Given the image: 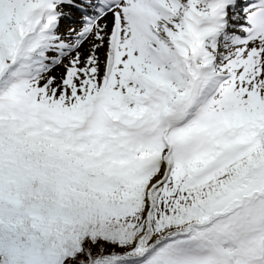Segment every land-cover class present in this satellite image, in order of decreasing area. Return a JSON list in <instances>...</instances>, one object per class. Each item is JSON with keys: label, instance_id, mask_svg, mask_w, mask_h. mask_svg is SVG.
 Wrapping results in <instances>:
<instances>
[{"label": "snow or ice", "instance_id": "1", "mask_svg": "<svg viewBox=\"0 0 264 264\" xmlns=\"http://www.w3.org/2000/svg\"><path fill=\"white\" fill-rule=\"evenodd\" d=\"M0 264H264V0H0Z\"/></svg>", "mask_w": 264, "mask_h": 264}]
</instances>
